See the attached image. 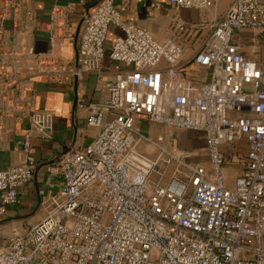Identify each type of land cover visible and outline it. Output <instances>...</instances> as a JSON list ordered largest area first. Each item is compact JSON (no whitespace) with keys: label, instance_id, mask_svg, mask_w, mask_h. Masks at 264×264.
Instances as JSON below:
<instances>
[{"label":"built area","instance_id":"obj_1","mask_svg":"<svg viewBox=\"0 0 264 264\" xmlns=\"http://www.w3.org/2000/svg\"><path fill=\"white\" fill-rule=\"evenodd\" d=\"M26 1L0 0V80L10 86L19 72L8 30L26 22ZM167 2L178 12L215 9L218 0ZM112 28L119 35L107 45ZM173 28L180 35L205 33L192 61L207 71V82L185 80L179 71L184 47L172 39L157 42L123 21L116 0H102L86 15L75 77L99 73L106 55L124 70L114 73L106 98L76 104L86 126L99 132L51 169L60 187L43 200L45 216L8 236L0 264H264V64L244 52L255 43L264 47V0H231L222 18L192 25L174 16ZM56 37L50 25V47ZM56 64L42 54L34 68L50 72ZM16 106L27 111L28 123L21 148L14 149L17 160L0 170V219L32 178V136L53 134V116L37 110L31 97ZM136 117L202 134L207 164L151 140L135 126ZM230 165L240 174L228 188L222 170Z\"/></svg>","mask_w":264,"mask_h":264},{"label":"crops","instance_id":"obj_2","mask_svg":"<svg viewBox=\"0 0 264 264\" xmlns=\"http://www.w3.org/2000/svg\"><path fill=\"white\" fill-rule=\"evenodd\" d=\"M101 1L27 0L26 22H22L15 32L8 30L9 45L16 53L15 65L19 73L12 86L0 80V170L17 160L18 152L14 149L21 148L27 128V111L18 108L16 103H24L25 98L31 97L37 110L53 116V134L50 139L33 135L30 140V156L35 164L32 178L19 190L16 203L7 207L0 219V252L5 250L7 238L12 232L23 234L45 216L43 200L53 196L60 187V178L51 169L57 167L67 153L86 146L99 132L97 128L86 126V113L76 104L81 100L97 103L106 98L107 86L112 82L114 73L124 70L121 64L112 62L106 55L99 73H87L82 77L74 75L77 68L76 49L84 19ZM153 2L157 6L149 7ZM145 3L144 6H124L122 0H116L123 21H133L146 29L157 42L172 39L184 47L179 71L185 80L194 84L207 82V71L192 61L194 53L191 48L195 46L196 35L175 33L174 16L189 25L210 20L213 15L222 18L231 0H218L215 9H182L178 12L170 7L167 0H145ZM50 25L56 27L57 37L53 47L48 45ZM118 35V30L110 29L106 44H112ZM252 48H244L246 56L261 63L253 56ZM42 54L56 59L57 64L51 67L50 72L40 73L34 68L35 59ZM135 126L162 146L185 150L195 162L207 164L202 134L167 128L142 117L135 118ZM140 149L152 153L146 144H142ZM199 152L203 156L199 157ZM36 214L34 221L27 219ZM21 219H25L26 223L20 224L18 221Z\"/></svg>","mask_w":264,"mask_h":264},{"label":"rangeland","instance_id":"obj_3","mask_svg":"<svg viewBox=\"0 0 264 264\" xmlns=\"http://www.w3.org/2000/svg\"><path fill=\"white\" fill-rule=\"evenodd\" d=\"M205 37L206 36H205L204 32L196 33V40H195V44H194L195 46L193 45L194 47L191 48L192 53L195 54L200 49L202 43L205 40ZM251 47H253L252 48L253 49V56H256V59H258L259 62L264 64V47L262 45H259V43H255V45L251 46ZM237 151H238V153L243 154V152H244L243 146H238ZM200 156H203L202 152H199V157ZM239 171H240V168L238 165H230V166L223 168L222 178H223V181H224V184L226 187H229L230 185H232V187H233L234 178L238 175ZM36 216H37V214L32 215L27 219L29 221H34L36 219ZM18 222H20V224H24V223H26V220L21 219Z\"/></svg>","mask_w":264,"mask_h":264}]
</instances>
